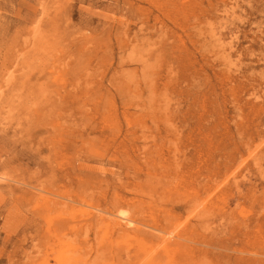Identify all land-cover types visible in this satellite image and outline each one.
Segmentation results:
<instances>
[{
  "label": "rangeland",
  "instance_id": "rangeland-1",
  "mask_svg": "<svg viewBox=\"0 0 264 264\" xmlns=\"http://www.w3.org/2000/svg\"><path fill=\"white\" fill-rule=\"evenodd\" d=\"M0 264H264V0H0Z\"/></svg>",
  "mask_w": 264,
  "mask_h": 264
},
{
  "label": "bare ground",
  "instance_id": "bare-ground-1",
  "mask_svg": "<svg viewBox=\"0 0 264 264\" xmlns=\"http://www.w3.org/2000/svg\"><path fill=\"white\" fill-rule=\"evenodd\" d=\"M98 210V209H97ZM118 218L119 219H121L122 221H124L125 222V224H127V225H131L133 222L128 218V217H126V215L125 214H120V215H118ZM114 223H116L115 221H114ZM86 229V228H85Z\"/></svg>",
  "mask_w": 264,
  "mask_h": 264
}]
</instances>
